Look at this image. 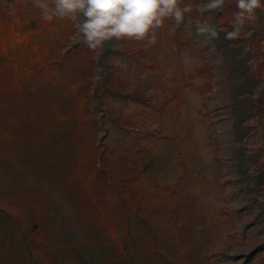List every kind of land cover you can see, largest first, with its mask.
Masks as SVG:
<instances>
[{
	"label": "rangeland",
	"instance_id": "rangeland-1",
	"mask_svg": "<svg viewBox=\"0 0 264 264\" xmlns=\"http://www.w3.org/2000/svg\"><path fill=\"white\" fill-rule=\"evenodd\" d=\"M0 264H264V0H0Z\"/></svg>",
	"mask_w": 264,
	"mask_h": 264
},
{
	"label": "crops",
	"instance_id": "crops-1",
	"mask_svg": "<svg viewBox=\"0 0 264 264\" xmlns=\"http://www.w3.org/2000/svg\"><path fill=\"white\" fill-rule=\"evenodd\" d=\"M170 119H169V121H171V122H176V120L174 119V118H171V114H170V117H169ZM167 180V179H166Z\"/></svg>",
	"mask_w": 264,
	"mask_h": 264
}]
</instances>
